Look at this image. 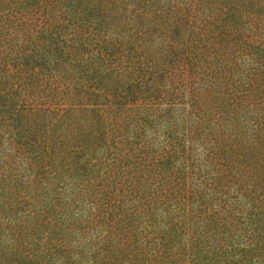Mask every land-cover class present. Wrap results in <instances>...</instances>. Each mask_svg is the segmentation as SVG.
Here are the masks:
<instances>
[{"label": "trees", "instance_id": "obj_1", "mask_svg": "<svg viewBox=\"0 0 264 264\" xmlns=\"http://www.w3.org/2000/svg\"><path fill=\"white\" fill-rule=\"evenodd\" d=\"M55 1L72 2L82 32L75 45L46 34L61 22ZM86 2L0 0V81L80 92ZM117 8V118L137 139L124 147L117 264H264V0H120ZM145 131L151 138L139 140ZM54 229L63 264L88 259L83 233Z\"/></svg>", "mask_w": 264, "mask_h": 264}, {"label": "rangeland", "instance_id": "obj_2", "mask_svg": "<svg viewBox=\"0 0 264 264\" xmlns=\"http://www.w3.org/2000/svg\"><path fill=\"white\" fill-rule=\"evenodd\" d=\"M119 3L85 4L80 92L71 83L53 93L25 78L0 81V264H63L62 239L51 240L55 225L84 234L88 259L79 264H117V193L129 188L124 147L137 140L117 118ZM70 5L55 1L61 22L46 33L59 46L82 35ZM5 40L0 33V44ZM151 136L145 131L139 140ZM131 222L141 230L135 217Z\"/></svg>", "mask_w": 264, "mask_h": 264}]
</instances>
